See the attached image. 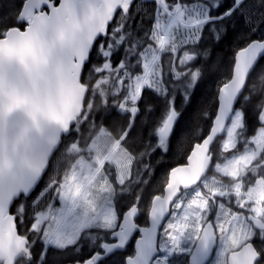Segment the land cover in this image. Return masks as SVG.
<instances>
[{"label":"snow or ice","instance_id":"snow-or-ice-1","mask_svg":"<svg viewBox=\"0 0 264 264\" xmlns=\"http://www.w3.org/2000/svg\"><path fill=\"white\" fill-rule=\"evenodd\" d=\"M0 264H264V0H0Z\"/></svg>","mask_w":264,"mask_h":264},{"label":"trees","instance_id":"trees-1","mask_svg":"<svg viewBox=\"0 0 264 264\" xmlns=\"http://www.w3.org/2000/svg\"><path fill=\"white\" fill-rule=\"evenodd\" d=\"M217 57L221 58L225 64H228L231 61V59L234 57L233 45L229 41H225L224 43L220 44L217 47V49L214 52V54H213V58L214 59L217 58ZM207 87H208L207 85H203V86H201L200 89L197 90V93H196L197 99H200L201 98V93L203 91H205L207 89ZM177 103L179 104L180 101L178 100ZM194 108H195V105H193L192 107H190L188 109L187 113L185 114L184 119L181 121V124H184L185 123V121L188 118V115L193 111ZM254 124H255V121L252 120L250 122V126L251 125H254ZM192 143H194V141L189 142L188 145H187V151H189V152L191 150V144ZM181 162H184V161L182 160ZM172 163H173L172 156L170 154V156L167 158L165 164L162 165L160 168L157 169L156 176L153 179V183H155L156 180L159 179L161 172H163L165 170V168L167 166H169L170 164H172ZM145 219H146V215H143V216L140 217V220L139 221L140 222H144Z\"/></svg>","mask_w":264,"mask_h":264},{"label":"flooded vegetation","instance_id":"flooded-vegetation-1","mask_svg":"<svg viewBox=\"0 0 264 264\" xmlns=\"http://www.w3.org/2000/svg\"><path fill=\"white\" fill-rule=\"evenodd\" d=\"M139 220H140V218H139ZM140 222V221H139ZM141 223H143V222H141ZM138 236H139V234L137 233V234H135V236H134V239L131 241V243L128 245V251L129 252H131L132 250H133V246H134V243H135V238H138Z\"/></svg>","mask_w":264,"mask_h":264}]
</instances>
